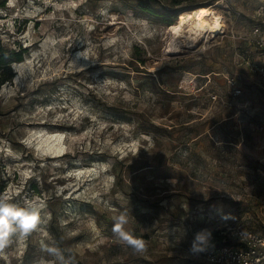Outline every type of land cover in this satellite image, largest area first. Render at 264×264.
Instances as JSON below:
<instances>
[{
    "label": "rangeland",
    "instance_id": "1",
    "mask_svg": "<svg viewBox=\"0 0 264 264\" xmlns=\"http://www.w3.org/2000/svg\"><path fill=\"white\" fill-rule=\"evenodd\" d=\"M201 6L223 31L175 37ZM257 27L264 0H0V75H13L0 84V195L50 214L0 264H60L49 247L66 264H211L212 236L190 251L196 233L264 237ZM50 133L62 152L38 146ZM125 210L143 253L114 237Z\"/></svg>",
    "mask_w": 264,
    "mask_h": 264
},
{
    "label": "clouds",
    "instance_id": "2",
    "mask_svg": "<svg viewBox=\"0 0 264 264\" xmlns=\"http://www.w3.org/2000/svg\"><path fill=\"white\" fill-rule=\"evenodd\" d=\"M46 208V202L36 197H25L21 204L14 202L10 196L0 195V255L3 254L5 248L13 243L14 239L23 240L40 224L46 223L50 218V214L45 211ZM113 221L112 231L119 243L130 247L137 253L147 250V242L126 229V225L129 223L127 210L113 217ZM210 237L211 232L208 230L196 233L190 251L197 253L205 250ZM47 251L54 255L60 264H66L65 258L58 248L49 247Z\"/></svg>",
    "mask_w": 264,
    "mask_h": 264
},
{
    "label": "built area",
    "instance_id": "3",
    "mask_svg": "<svg viewBox=\"0 0 264 264\" xmlns=\"http://www.w3.org/2000/svg\"><path fill=\"white\" fill-rule=\"evenodd\" d=\"M256 42L264 47V29L257 27L254 30ZM263 63L258 68L264 73ZM251 65V61L247 62ZM254 69L253 65L250 67ZM224 234L231 240L236 239V243L221 245L215 249H209L205 254V259L211 264H264V237L247 230L240 224L229 225Z\"/></svg>",
    "mask_w": 264,
    "mask_h": 264
},
{
    "label": "bare ground",
    "instance_id": "4",
    "mask_svg": "<svg viewBox=\"0 0 264 264\" xmlns=\"http://www.w3.org/2000/svg\"><path fill=\"white\" fill-rule=\"evenodd\" d=\"M186 26H190L189 30L191 31V34H193L192 38L197 40L199 37L205 36L207 33L212 35L221 33L225 24L223 17L218 14L214 8L201 6L195 11L180 13L179 21L171 27V32L175 37L184 36L183 32L186 29ZM63 138V133H50L45 138L41 139V144L38 146L44 152H48L47 149L52 148H56V150L62 152L64 150L62 142ZM61 154L62 153L58 155Z\"/></svg>",
    "mask_w": 264,
    "mask_h": 264
},
{
    "label": "trees",
    "instance_id": "5",
    "mask_svg": "<svg viewBox=\"0 0 264 264\" xmlns=\"http://www.w3.org/2000/svg\"><path fill=\"white\" fill-rule=\"evenodd\" d=\"M177 14L174 15V17H176ZM22 51H25V49L20 50V51H11L12 53L9 55V57L14 58L15 60L20 61L22 59ZM5 58L6 56L0 55V66L5 64ZM13 75H9L7 77H2V75H0V84L4 83L6 80H9V78H11ZM211 236H212V244H213V248L215 249L221 245L224 244H229L231 243V240L223 233V231L219 230V229H212L211 231Z\"/></svg>",
    "mask_w": 264,
    "mask_h": 264
}]
</instances>
